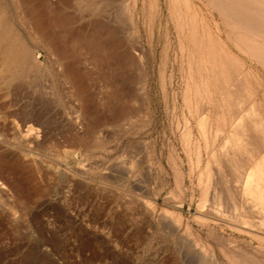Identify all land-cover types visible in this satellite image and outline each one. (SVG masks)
Masks as SVG:
<instances>
[{
  "label": "rangeland",
  "instance_id": "1",
  "mask_svg": "<svg viewBox=\"0 0 264 264\" xmlns=\"http://www.w3.org/2000/svg\"><path fill=\"white\" fill-rule=\"evenodd\" d=\"M1 1L38 63L0 87V264H264V229L238 220L247 198L237 180L264 158V146L254 159L240 153V173L222 163L235 128L220 52L245 55L212 0H79L71 27L65 0L61 13L34 0L51 48L72 57L75 87L65 89L53 49L30 35L13 0ZM87 4L97 30L90 38ZM246 62L264 79L259 64ZM71 88L82 98L73 100ZM75 105L77 135L67 120Z\"/></svg>",
  "mask_w": 264,
  "mask_h": 264
},
{
  "label": "bare ground",
  "instance_id": "2",
  "mask_svg": "<svg viewBox=\"0 0 264 264\" xmlns=\"http://www.w3.org/2000/svg\"><path fill=\"white\" fill-rule=\"evenodd\" d=\"M50 1H49L51 4L50 6H53L54 8H58V13H61L62 12L61 7L63 5L64 0H50ZM61 1H62V3H61ZM65 1L66 2L64 3L63 7H65L66 9H68L67 11H69V14L68 13L67 14H68L69 26L71 27L77 23V20H78L77 19L78 18L77 17V10L80 8V6H82L83 2L81 3L79 0H65ZM13 2H14L16 11L18 12V14H20L22 23L24 25H26L27 28H29L28 31L30 32V35H33L34 38H36L38 41H40L42 43L41 45H44L46 48L51 49L50 51H52L53 48L56 49V47L52 46V43H51V40L53 42V39H51L53 37H50V35L48 33L49 30L44 27L45 26V24L43 22L44 18H45L44 13H46V12L43 13L42 8L37 5V2H35L36 4L34 3V0H13ZM212 3L215 5V7L218 9L219 13L221 14L220 17H222L223 19H225L228 22V25L230 26L231 31L229 30L230 31L229 32L227 30L228 31L227 33L230 35V38L233 40V42L236 45L239 52H241L240 54L245 55V59H243L244 61L243 60L241 61L238 59V57L234 56L233 54H228L227 52H225L224 49L222 50V53L220 52L221 51L220 49H219L220 51L218 50L221 54L220 58H222V60H223L222 61L223 67L221 68V74L223 76V80H224V83L226 86V90L224 91L225 94L223 96V103L226 105L225 108L228 107L226 112L229 109L228 114H230V115L228 117H230V119H231V122H232L231 125H233L235 128V129H233L234 132L233 131H231V132H233L234 133L233 135L236 136V137L233 136L232 137L233 139H232V138H229L230 137V135H229L227 137V142L225 141L226 145L224 144L225 142L223 143L222 147H224V146L225 147H224V150L222 149L223 150L222 156L224 157V158L222 157L223 158L222 163L225 161L226 165L228 164L232 171H237L238 164L240 165L239 159H243L242 157H239L240 153H243L244 154V155L242 154L243 156H245V153H246L247 154L246 156L252 157V159H254V156L258 152H261L262 147L264 146V79H263V77H260V76L253 74L252 70H250V69L247 70V68L245 69V67L247 66L246 61L248 59L251 60L252 62H256L257 64H259L264 69V0H212ZM92 5L93 4H87L86 6H84V9L81 8L83 11L82 15L84 14V17L86 19L85 22H87L86 24H84L85 25V33H83V34L87 35V37L91 36V32L94 31L92 29L93 25H94L93 24L94 19L92 18V10H93L92 8L94 5H96V3L93 6ZM49 10H51V8ZM45 11H46V8H45ZM65 12H66V10H65ZM7 13H8V11H6V8H5L3 2L0 0V87H7V86H9L10 83H15V79H17V76H19L24 70H26V67L30 64V62H31V64L38 63V57L33 54L30 46L28 45V43L26 41L25 36L21 33V31H19L18 29L15 28V26L11 22L12 19H10V17H7ZM64 13L62 14L63 16L66 15ZM93 13L95 14V10L93 11ZM16 16H17V13H16ZM58 16H61V15H58ZM63 18H65V17H63ZM79 18H82V20L84 21L83 17H79ZM21 20H20V22H21ZM49 20L47 23H49ZM62 22H63V20H62ZM224 25H225V23H224ZM99 26H98V28H99ZM226 26H227V24H226ZM105 28H106V26H105ZM68 29H70V28H68ZM53 31H54V29H53ZM70 31H72V30H70ZM96 31L97 30H95L94 32L96 33ZM33 36H31V37H33ZM94 36H95L94 38H96V35H94ZM83 37H85V36H83ZM89 38H88V40H89ZM92 40H94V39H92ZM86 42H84V43H86ZM210 43H211L210 48L213 49V54H214V52H217V48H219V45L213 39H211ZM73 44H75V43H73ZM94 44H95V42H94ZM94 44H93V46H94ZM51 47H53V48H51ZM90 47H92V46H90ZM57 50L59 51V49H57ZM96 50H97V48H96ZM53 51H54V49H53ZM47 52H48V50H47ZM60 52L61 51H59V52L54 51L56 59H57L56 61L59 64L58 69H59V71L61 70V72L63 71L62 72L63 75H61V78H60L61 86H63L65 89V86L66 85L68 86V84H69V87L74 88L75 87L74 77L76 74L74 75V73L72 74V73H70L69 70H67V67L69 65L68 63L70 62L72 57H70L71 55L69 56L67 53L62 54L63 52L62 53H60ZM86 52L88 53L87 54L88 56L87 57L85 56L87 58V59H85V61L87 60L86 62L88 63V61H91V58H93V57H89V54H92L93 51L91 53L90 49H89L88 51L86 50ZM217 53H215L216 56H218ZM66 54L69 57L66 56ZM84 55H86V54H83V56ZM209 55H210V53H209ZM76 56H77V54H76ZM139 56L141 58V55H139ZM140 58L138 57V59H140ZM207 58H208V56H207ZM83 59H84V57H83ZM208 59H210V58H208ZM52 60H55L54 56H53ZM92 61H93V59H92ZM211 61H212V58H211ZM71 63H72V60H71ZM90 63H92V62H90ZM208 63H209V61H208ZM138 64L139 63H137V65ZM215 64H216V62H214L213 65H215ZM52 66L55 67L56 65L52 64ZM76 66H78V65H76ZM76 66H74V67H76ZM218 66H219V64H218ZM31 67H33V66L31 65ZM140 67H141V65H140ZM209 67H210V65H209ZM77 68H79V66L76 67V69ZM138 68H139V66H137V69ZM76 69H73V70H76ZM216 69H218L217 66H216ZM66 70L68 73H70V75L66 72ZM140 71H142V70L139 69V72H137V73H140ZM56 72H57V70H56ZM71 72H72V70H71ZM214 72H215V70H214ZM214 72H213V76H214ZM58 73H60V72H58ZM218 73H217V75H218ZM221 74L219 73V75H221ZM73 75H74V77H73ZM211 76H209V77L211 78ZM222 76H220V77H222ZM210 78H208V79L211 80ZM18 79H19V77H18ZM58 79L59 78H57V80ZM218 79H219V77H218ZM12 81H14V82H12ZM53 83L54 82H52V84ZM210 84H211V82H210ZM219 84H221V83L219 82ZM142 85H141V87H143ZM212 85H214L213 82H212ZM223 86H224V84H223ZM210 87H212V86H210ZM220 87L222 88V86H220ZM72 88H71V92H72L73 100L77 99L78 97H79V99L82 98V96L80 97V95L78 93H76L77 88L75 89V91H74V89L72 90ZM53 89H54V87H53ZM207 89H209V88H207ZM67 90L68 89L66 87V91ZM216 91L219 92V90H216ZM58 92L59 91H57L56 93H58ZM214 94H216V92H214ZM56 96H57V94H56ZM70 96L71 95H69V97ZM218 97H219V95H218ZM79 99H78V101H80ZM216 99H217V96H216ZM201 100L203 101L204 99H201ZM75 102H77V100ZM76 105H77V103H76ZM76 105H75V107H76ZM219 105L222 106V103L221 104L219 103ZM77 106H79V105H77ZM223 107H224V105L222 106V108ZM137 108H138V106H137ZM80 110H81L80 108L76 107L74 110H71V111H73L72 113L70 111L71 115H69V117H67V115H66V117L68 118L67 119L68 125L70 126L69 128H71L73 135H77L76 130H77V126L79 123L78 121H79L80 116H81ZM223 110H225V109H222V111ZM76 113H78V114H76ZM82 115H83V113H82ZM217 116H218V113H217ZM224 116L226 117V115H224ZM222 117H223V113H222ZM80 120H82V119H80ZM18 128H19V125H18ZM22 128H24V126H22ZM22 128L20 127L19 130L24 131ZM30 132H31L30 135H42L41 132H39L33 128H30ZM25 134H27V131ZM27 135H29V133ZM39 144H40V142H39ZM225 148H226V150H225ZM263 149H264V147H263ZM220 153H221V150H220ZM220 153H219V155H220ZM258 154L256 155V157L258 156ZM220 160H221V158H220ZM245 160H246V157H245ZM249 160H251V158L250 159L248 158V160H246V161H248V163H249ZM256 160H258V159H256ZM256 163H255L256 166L252 167V169L249 171V173H247V175L245 173V176L241 175L239 170H238L239 172L237 171L238 173H240V175H239L240 177H237V176L236 177L241 179V180L240 179H237V180H239V182L242 181V186H241L242 188L239 191H242V194L245 195V198H247V200H245V201H243L244 199L243 200L241 199V200L243 201V203L244 202L246 203V201H247V203L246 204L244 203L246 205V207L243 206L244 208H242L243 203L240 204L241 205L240 207L242 209L237 204L238 206H236V207H239L240 211L244 210L243 211L244 213L239 212L241 214L240 215L239 213L236 212L237 211L236 210L235 213L239 214L240 216L238 217L236 214L235 215H236V217H238V220L242 223H246V224L251 223L253 226H255L257 228L264 229V158L259 162L257 161ZM243 164H241V165L243 166ZM250 165H251V162H250ZM247 166L245 165V168H244L245 170H247V168L249 167V166L248 167ZM226 170H227V168H226ZM245 170H242V172ZM229 171H230V169H229ZM231 172H229V173H231ZM242 174H244V173H242ZM235 175H238V174H235ZM74 177L75 176H72V179ZM0 184H2V183H0ZM227 185H229V184H227ZM239 185H240V183H239ZM0 187H5V186H3V184H2V186H0ZM3 190H4V188H3ZM219 194H220V192H219ZM237 195H238V193H237ZM239 195H240V193H239ZM217 197L220 199V197L218 196V193H217ZM219 199L217 201L220 204ZM217 201H215V202L217 203ZM218 203H217V205H219ZM222 203H223V201H222ZM234 204L236 205V203H234ZM235 205L233 206V208L235 207ZM214 207H215V205H214ZM218 209L220 210L219 207H217V211H218ZM239 209H238V211H239ZM234 210H235V208H234ZM255 218L256 219L258 218V219L255 220ZM234 220H235V217H234ZM235 222H237V219ZM251 231H253V230H251Z\"/></svg>",
  "mask_w": 264,
  "mask_h": 264
}]
</instances>
